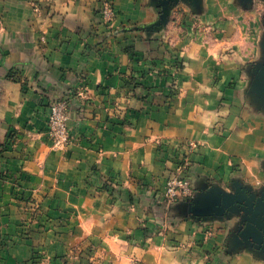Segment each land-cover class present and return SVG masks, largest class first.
Listing matches in <instances>:
<instances>
[{"label":"crops","instance_id":"obj_1","mask_svg":"<svg viewBox=\"0 0 264 264\" xmlns=\"http://www.w3.org/2000/svg\"><path fill=\"white\" fill-rule=\"evenodd\" d=\"M34 1L0 0V145L12 130L43 128L40 89L56 98L85 76L98 96L120 81L114 61L96 54L97 0H55L48 28L33 22ZM157 4L116 0L118 23L151 24ZM191 46L198 59L180 75L183 94L170 111L110 128L74 108L67 150L46 134L17 146L13 168L26 194L43 202L49 217L41 223L50 228L20 242L6 264H31V244L43 245V264L88 245L100 264H264V40L244 70L236 57H210L201 41ZM122 49L113 47L124 72ZM14 68L28 92L7 76ZM177 174L194 195L168 202L167 181ZM19 187L13 178L0 183L3 236L24 221Z\"/></svg>","mask_w":264,"mask_h":264},{"label":"rangeland","instance_id":"obj_2","mask_svg":"<svg viewBox=\"0 0 264 264\" xmlns=\"http://www.w3.org/2000/svg\"><path fill=\"white\" fill-rule=\"evenodd\" d=\"M97 1L99 19L95 29L99 40L95 45L96 54L107 55L114 61L110 70L119 71L120 81L115 86L99 88L98 96L95 89L94 92L89 90L85 76L80 85L56 98H50L47 91L40 89L35 117L43 128H27L29 133L12 130L0 145V183L15 179L20 187L14 200L23 203L24 208V221L17 233L3 236L0 229V264L7 263L20 242L32 241L33 234H43L50 228V221L46 225L41 223L43 217H49L43 202L35 195L26 194L19 182L25 176L21 170L13 168L15 164L12 162L18 160L22 152L17 146L27 136L34 138L46 134L55 148L67 150L73 142L70 124L74 108L79 118L90 115L110 128L133 125L137 116L170 111L183 94L180 75L191 68L194 59H198L195 54L189 55L191 44L196 41L206 44L211 48L212 54H207L212 58L218 54L236 57L244 70L245 63L257 58V49L264 40V0H157L151 24H119L116 0H112L110 7L105 0ZM34 2L39 16L33 22L38 23L40 19L39 25L48 28L55 0ZM208 15L210 18H206ZM116 45L123 47L122 53L129 62L127 71L123 72L117 65L115 58L121 53L113 50ZM214 46L221 52H214ZM7 76L23 83L25 92L30 90L22 78L21 69L14 68ZM41 108L45 111L43 115L40 114ZM59 222L63 224L64 220ZM31 247V264H43V245L31 244ZM95 248L88 245L75 250L72 257L55 256L52 264H100L94 258Z\"/></svg>","mask_w":264,"mask_h":264},{"label":"built area","instance_id":"obj_3","mask_svg":"<svg viewBox=\"0 0 264 264\" xmlns=\"http://www.w3.org/2000/svg\"><path fill=\"white\" fill-rule=\"evenodd\" d=\"M105 4L110 7L112 0H105ZM179 169H181V167H179ZM193 195L191 183L186 177L177 174L168 179L164 192L166 201L176 202L181 198H193Z\"/></svg>","mask_w":264,"mask_h":264}]
</instances>
